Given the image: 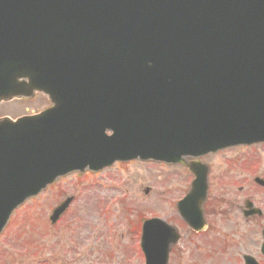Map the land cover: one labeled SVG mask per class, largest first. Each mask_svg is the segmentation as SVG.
<instances>
[{
  "label": "water",
  "instance_id": "95a60500",
  "mask_svg": "<svg viewBox=\"0 0 264 264\" xmlns=\"http://www.w3.org/2000/svg\"><path fill=\"white\" fill-rule=\"evenodd\" d=\"M37 91L54 106L0 119V233L69 172L264 141V0H0V104ZM205 182L179 205L200 228ZM144 225L167 264L179 234Z\"/></svg>",
  "mask_w": 264,
  "mask_h": 264
},
{
  "label": "rangeland",
  "instance_id": "374dc122",
  "mask_svg": "<svg viewBox=\"0 0 264 264\" xmlns=\"http://www.w3.org/2000/svg\"><path fill=\"white\" fill-rule=\"evenodd\" d=\"M49 105L46 96L35 94L30 98L3 103L0 106V117L18 118L40 112ZM234 154L230 150L216 157V169L210 182L212 198L216 200L212 207L215 211L213 219L220 222V228L229 225L231 217L237 214L236 210H230L233 202H236L238 177V172L229 167L233 165L230 162ZM186 181L180 170H172L153 161L113 164L98 173L87 169L82 173L67 174L54 187L45 189L18 208L12 223L0 237V264L39 263V259H48L53 256V252L59 251V246L53 245L59 240L64 242V239L82 241L74 254L86 255L88 262L84 264H145V257L140 253L141 217H159L179 229L182 219L175 206L188 193L190 184ZM146 188L150 189L148 194L144 193ZM67 196H74L75 200L63 221L52 228L49 215L53 207ZM218 209L228 211L230 219L225 221L227 217L216 214ZM66 223L67 228L64 227ZM73 230L76 231L72 232L70 238L63 235ZM210 235V232L208 237L199 234L195 238L196 249L191 242H186L184 254L181 248L184 242L176 244L169 264H191L192 255L193 259L207 258L211 245L208 239ZM37 243L51 247L43 249L36 256ZM19 255L20 259L17 258ZM204 264H210V261Z\"/></svg>",
  "mask_w": 264,
  "mask_h": 264
},
{
  "label": "flooded vegetation",
  "instance_id": "af4514ba",
  "mask_svg": "<svg viewBox=\"0 0 264 264\" xmlns=\"http://www.w3.org/2000/svg\"><path fill=\"white\" fill-rule=\"evenodd\" d=\"M230 150L235 154L230 162L233 165L229 167L238 172L235 188L237 189L236 202H233L230 210H236L237 214L231 217L232 225L229 223L222 228L219 227L220 222L213 219L215 211L212 207L216 200L212 198L213 193L209 183V195L204 209L209 222L208 228L205 231L196 232L181 218L182 225L179 228L181 238L178 244L181 245L184 242L181 245L182 254L187 249L186 242H191L196 249L195 238L199 234L207 235V237L208 232L211 234V238H208L211 245L207 258L193 259L192 255L191 264H204L206 261H210V264H264V143L226 147V149L206 153L198 158L185 157L186 164H193L194 173L189 169L190 165L174 163L169 165L164 162H159V165L170 167L172 170H180L182 178H185L186 183L189 184L194 179L195 171H207V177L211 182V177L216 169V157ZM244 173L246 175L241 176ZM216 177L213 176V178ZM218 213L227 217L224 219L225 221L230 219L231 214H228V211L218 209L216 214ZM67 256L68 258L60 256L57 261L60 264H81L85 258V255H81L77 259L76 255L69 256L68 252Z\"/></svg>",
  "mask_w": 264,
  "mask_h": 264
}]
</instances>
